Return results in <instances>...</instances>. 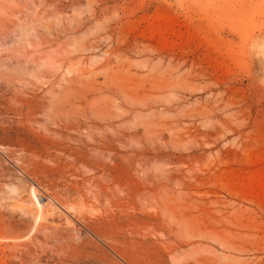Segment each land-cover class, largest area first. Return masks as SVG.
Here are the masks:
<instances>
[{"label":"rangeland","instance_id":"rangeland-1","mask_svg":"<svg viewBox=\"0 0 264 264\" xmlns=\"http://www.w3.org/2000/svg\"><path fill=\"white\" fill-rule=\"evenodd\" d=\"M0 264H264V0H0Z\"/></svg>","mask_w":264,"mask_h":264}]
</instances>
